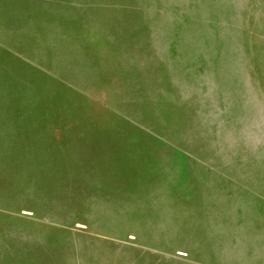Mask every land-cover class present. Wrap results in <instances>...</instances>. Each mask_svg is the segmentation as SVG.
Returning <instances> with one entry per match:
<instances>
[{"label":"rangeland","instance_id":"obj_1","mask_svg":"<svg viewBox=\"0 0 264 264\" xmlns=\"http://www.w3.org/2000/svg\"><path fill=\"white\" fill-rule=\"evenodd\" d=\"M0 264H264V0H0Z\"/></svg>","mask_w":264,"mask_h":264}]
</instances>
